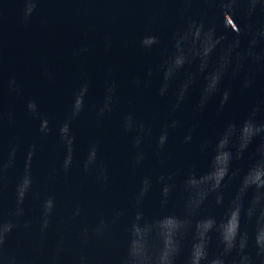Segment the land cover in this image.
Returning <instances> with one entry per match:
<instances>
[{"label":"water","instance_id":"95a60500","mask_svg":"<svg viewBox=\"0 0 264 264\" xmlns=\"http://www.w3.org/2000/svg\"><path fill=\"white\" fill-rule=\"evenodd\" d=\"M248 0H0V211L155 97Z\"/></svg>","mask_w":264,"mask_h":264}]
</instances>
